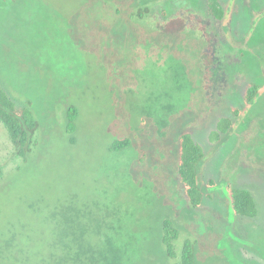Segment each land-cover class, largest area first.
<instances>
[{"label": "rangeland", "instance_id": "1", "mask_svg": "<svg viewBox=\"0 0 264 264\" xmlns=\"http://www.w3.org/2000/svg\"><path fill=\"white\" fill-rule=\"evenodd\" d=\"M218 2L220 20L209 0H0V83L39 120L25 160L0 123V241L23 232L26 247L44 249L57 212L94 223L105 208L129 264H173L167 218L176 252L194 240L197 264H264V0ZM221 117L232 120L226 132ZM183 131L204 151L197 208L177 177ZM125 136L129 146L109 149ZM228 184L251 191L255 217L233 213Z\"/></svg>", "mask_w": 264, "mask_h": 264}, {"label": "trees", "instance_id": "2", "mask_svg": "<svg viewBox=\"0 0 264 264\" xmlns=\"http://www.w3.org/2000/svg\"><path fill=\"white\" fill-rule=\"evenodd\" d=\"M140 8L141 13H149L147 2ZM208 11L218 20L222 19L223 9L218 0H209ZM134 17L130 11L129 18ZM257 95V86L250 85L243 103L250 104ZM78 109L69 106L65 116V132L69 141L75 142L74 133L77 127ZM235 114L238 109L234 108ZM0 123L4 126L17 157L25 160L36 143V132L39 120L36 118L30 103L18 104L8 90L0 83ZM232 125L229 117H221L217 123L220 131L226 132ZM217 135V133H215ZM131 144L128 136L115 139L109 149L121 150ZM204 158L203 147L194 140L190 131H183L178 137L177 147V177L183 186L184 195L193 208L202 204L203 192L199 183L200 165ZM4 168L0 164V178ZM213 183L212 181L210 182ZM227 197L234 214L253 218L258 209L250 190L226 186ZM96 222L89 223V215L79 209L68 207L65 212L56 213L58 217L57 236L44 249L26 247L29 238H22L23 232L7 231L4 240L0 241V264H129L127 261V239L119 240L120 229L109 220V211L100 210ZM85 217V218H84ZM92 218V216H91ZM86 219V220H85ZM178 229L172 219L162 222L161 242L166 255L173 264H197L196 243L185 239L180 251L176 252L175 242Z\"/></svg>", "mask_w": 264, "mask_h": 264}]
</instances>
